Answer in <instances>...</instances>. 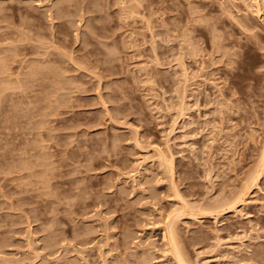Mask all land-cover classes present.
<instances>
[{"label":"rangeland","instance_id":"rangeland-1","mask_svg":"<svg viewBox=\"0 0 264 264\" xmlns=\"http://www.w3.org/2000/svg\"><path fill=\"white\" fill-rule=\"evenodd\" d=\"M263 154L264 0H0V264H264Z\"/></svg>","mask_w":264,"mask_h":264},{"label":"bare ground","instance_id":"bare-ground-1","mask_svg":"<svg viewBox=\"0 0 264 264\" xmlns=\"http://www.w3.org/2000/svg\"><path fill=\"white\" fill-rule=\"evenodd\" d=\"M262 156H264V154L262 155ZM262 159H263V157H262ZM262 161H264V160H262ZM263 171V170H262ZM255 173H256V171H255ZM263 173V172H262ZM260 174V170H259V173L257 174V176ZM254 176V175H253ZM257 178H259V177H257ZM164 230V229H163ZM174 231H173V229H172V227L169 225V227H168V230H166V234H165V236H166V239H167V243L169 244V245H171L172 247H173V252H175V254H176V258L179 260V262H180V264H188L187 262L188 261H186L185 260V257H184V255H182V251H180V248L177 246L178 244L176 243V239H175V237H174ZM166 243V242H165ZM184 252V251H183ZM187 258V257H186Z\"/></svg>","mask_w":264,"mask_h":264}]
</instances>
